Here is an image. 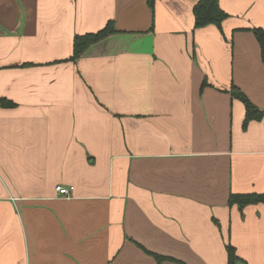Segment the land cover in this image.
<instances>
[{
	"label": "crops",
	"instance_id": "obj_1",
	"mask_svg": "<svg viewBox=\"0 0 264 264\" xmlns=\"http://www.w3.org/2000/svg\"><path fill=\"white\" fill-rule=\"evenodd\" d=\"M196 1L0 0V264H264V0Z\"/></svg>",
	"mask_w": 264,
	"mask_h": 264
},
{
	"label": "trees",
	"instance_id": "obj_2",
	"mask_svg": "<svg viewBox=\"0 0 264 264\" xmlns=\"http://www.w3.org/2000/svg\"><path fill=\"white\" fill-rule=\"evenodd\" d=\"M153 4L154 0H148V5L152 10ZM192 14L194 17L195 28L215 25L219 30H221L222 22L228 17V14L221 9L218 0H197L192 6ZM251 31L258 41L261 59L264 62V30L260 28H252ZM116 32L117 31L114 28L113 22L110 20L104 27L97 31L75 35L72 40V54L68 60H77L91 44H94ZM229 92L232 98L240 100L244 105V124L251 119H259L261 117L262 111L255 106L238 87L232 84L229 88ZM228 202L229 205L236 204L238 207L259 202L264 204V194H231ZM226 252L229 264H233L237 261V256L233 246L227 244ZM153 256L158 264L164 260V257L159 255L153 254Z\"/></svg>",
	"mask_w": 264,
	"mask_h": 264
},
{
	"label": "built area",
	"instance_id": "obj_3",
	"mask_svg": "<svg viewBox=\"0 0 264 264\" xmlns=\"http://www.w3.org/2000/svg\"><path fill=\"white\" fill-rule=\"evenodd\" d=\"M55 189L60 195L70 197V191L72 190V187H63L61 185H57Z\"/></svg>",
	"mask_w": 264,
	"mask_h": 264
}]
</instances>
